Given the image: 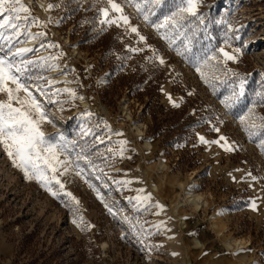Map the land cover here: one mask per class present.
Masks as SVG:
<instances>
[{
    "label": "rangeland",
    "instance_id": "obj_1",
    "mask_svg": "<svg viewBox=\"0 0 264 264\" xmlns=\"http://www.w3.org/2000/svg\"><path fill=\"white\" fill-rule=\"evenodd\" d=\"M100 1L0 28L11 105L55 145L45 187L0 142V264H264V0Z\"/></svg>",
    "mask_w": 264,
    "mask_h": 264
},
{
    "label": "snow or ice",
    "instance_id": "obj_2",
    "mask_svg": "<svg viewBox=\"0 0 264 264\" xmlns=\"http://www.w3.org/2000/svg\"><path fill=\"white\" fill-rule=\"evenodd\" d=\"M54 7L53 4L48 5V10ZM113 7H117L113 5ZM195 4L192 0H189V9L194 12ZM21 13L31 15V9L22 3V0H0V17H4L3 23H0V28L9 24V21H15L21 19ZM106 14V13H105ZM36 18L33 17V20ZM126 19V18H125ZM9 26L16 27L15 23H11ZM136 31V29H132ZM143 39V37H141ZM226 60H236L234 55H230L228 52H224L220 49ZM239 51V49H237ZM10 67V66H9ZM199 71V68L197 69ZM202 77L204 76L201 73ZM7 79H11L13 83H16V91H20L24 86L20 84L15 76H8L5 72V66L0 61V92H7L8 102L0 103V142L3 143L8 155L13 157V163L17 167H21L28 178L35 177L38 181H41L45 187H47V180L45 178V172L48 167H51L50 160L55 159V154L52 153V149L55 145L49 144L44 139L43 132L40 131L39 121L32 118L30 112L21 111L19 108H13L11 102L18 98L14 96L13 90L6 87ZM206 79V78H205ZM207 82V79H206ZM27 91V89H24ZM243 92V81H241V93ZM31 96V93H29ZM23 105V101H18ZM31 107L35 109L40 115V119H45L44 113L41 111V106L35 98L31 100ZM7 109V112L4 110ZM221 139H224L221 137ZM203 141L204 138L201 137ZM43 153H51L50 156L45 158ZM17 159L19 163H17ZM43 161L46 167H41L37 161ZM55 171V168H52ZM54 179V177H52ZM59 183V181H57ZM63 188V185H60ZM50 190V189H49ZM54 196L55 192L52 193ZM67 195H71L68 193ZM74 199V198H73ZM255 207V204H253ZM111 211V209H109Z\"/></svg>",
    "mask_w": 264,
    "mask_h": 264
},
{
    "label": "bare ground",
    "instance_id": "obj_3",
    "mask_svg": "<svg viewBox=\"0 0 264 264\" xmlns=\"http://www.w3.org/2000/svg\"><path fill=\"white\" fill-rule=\"evenodd\" d=\"M195 184H196V181H195V180H192V181L189 182V184H188V186H187L186 188L184 187V184H182V185L180 186V187H182L183 190H185V195H186V196H185V199H184V203H183V205H184V206L186 205L187 208L190 207V204H189V203L195 205L197 209H198L199 207H203V206L205 205L203 197L200 196L199 194L195 193L194 190H193ZM152 187H153L154 190H157V189H158V187H157L155 184H153ZM184 188H185V189H184ZM183 190H182V191H183ZM187 190H188V191H187ZM191 190H193V191H191ZM186 191H187V192H186ZM183 205H181L180 202H179V203L176 205V209L181 208ZM181 220H182V219H181ZM196 245H197V247H198V246H200L201 244H200V242H196ZM196 245H195V246H196ZM234 245H235V247L238 248L237 251H239V250L245 248V247L242 246V242H240V243L238 244V242H237L236 240H233V239H232V240L228 243V247H229L230 249L233 250V249L235 248ZM107 248H108V244H107V243H104V244H103V250L106 251ZM252 264H256V263H252Z\"/></svg>",
    "mask_w": 264,
    "mask_h": 264
},
{
    "label": "trees",
    "instance_id": "obj_4",
    "mask_svg": "<svg viewBox=\"0 0 264 264\" xmlns=\"http://www.w3.org/2000/svg\"><path fill=\"white\" fill-rule=\"evenodd\" d=\"M74 1L75 0H67V3H68V6H72V7H76L75 9H77V4H74ZM101 4V1L100 0H88V4L84 10V13L88 14L89 13V16H88V21H90L91 23H98V20H99V5ZM78 10V9H77ZM77 10H73L71 12V15L70 16H73L75 15V12ZM95 25V24H94ZM94 25L92 27H94ZM88 32V30H86ZM85 38V37H84ZM83 38V39H84Z\"/></svg>",
    "mask_w": 264,
    "mask_h": 264
}]
</instances>
